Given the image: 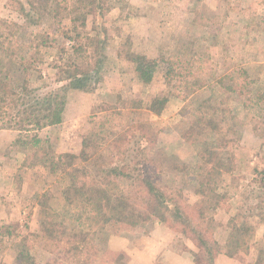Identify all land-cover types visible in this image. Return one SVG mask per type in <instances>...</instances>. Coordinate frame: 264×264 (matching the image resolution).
<instances>
[{
    "label": "rangeland",
    "instance_id": "rangeland-1",
    "mask_svg": "<svg viewBox=\"0 0 264 264\" xmlns=\"http://www.w3.org/2000/svg\"><path fill=\"white\" fill-rule=\"evenodd\" d=\"M19 1L0 0V20L21 26L15 59L1 57L0 66L28 108L61 86L58 60L74 49L78 68L100 70L36 133L42 150L25 144L35 133L0 130V264H209L194 232L215 247V264H264V52L246 38L250 0H43L38 25ZM29 54L30 63L19 62ZM136 54L159 62L149 85L137 78ZM95 134L82 159L83 141ZM222 160L231 172L214 173ZM114 166L130 178L111 173ZM73 167L143 208L136 198L147 177L191 224L169 215L94 229L66 176ZM45 223L77 229L88 251L71 252L67 234L47 240ZM243 224L250 235L237 230Z\"/></svg>",
    "mask_w": 264,
    "mask_h": 264
},
{
    "label": "trees",
    "instance_id": "trees-1",
    "mask_svg": "<svg viewBox=\"0 0 264 264\" xmlns=\"http://www.w3.org/2000/svg\"><path fill=\"white\" fill-rule=\"evenodd\" d=\"M42 1L43 0H24V2H18L21 12L23 15H25V19L29 24L38 25L41 23L42 18H33V13L36 12L38 14L40 12V4ZM20 30L21 26L19 24L9 23L6 20H0V58L14 57L15 59V49L13 47L12 39L15 35V32H19ZM40 38L41 35L36 37V39ZM88 43H92L89 38H87L85 47H90V44ZM40 44H37L35 48L36 51L41 49V46L42 48L47 47V39L42 42L41 46ZM79 51L80 49H74L73 53L70 52V54H68V52H65L66 55L68 54V57L66 59L62 58L61 60H58L60 61V65L58 66L57 74L59 76L58 81L61 83V86L48 95L46 101L41 104V106H31L28 108L24 103L25 93L21 92L20 89L19 91L16 87H13L8 81L5 80V69L0 66V130H16L22 134L35 133L29 142L26 141L25 144L28 145L30 143L32 148L42 150V140L36 133L47 128L50 124H53L56 121L55 119H52L53 113L56 115V119L62 115L63 106L68 101L67 96L71 90L77 89L89 91L91 89L89 84L90 80L87 77L91 76L90 73L95 72V70H91V68L82 70L75 65L73 55H76V53ZM32 57L33 55L29 54L28 56H22L18 59L19 62L24 65L27 62L30 63ZM130 60L134 64L138 80L145 85L151 84L155 74L159 70V62L148 58L145 55L137 54L131 56ZM99 70L100 64L95 73H99ZM150 110L157 115L160 113V111L157 110V106L154 104H151ZM197 122L200 123V121H196L195 124H197ZM210 124L214 125V121H211ZM94 136H96V134L88 136L83 141L81 150L82 159L88 160L87 158L90 157L89 151L92 147L91 144L93 142ZM59 158L60 160H62V158L75 159L74 155L72 154H63L60 155ZM44 162L46 163V161ZM58 163L59 162H57V164L56 162H53L52 166L57 167ZM216 167L219 169L221 167L225 169V171L231 172L225 166L223 160L214 167V173H216ZM120 169L121 168L118 166H114L110 167L108 170L111 173L118 174L119 176L130 178V176H126L127 174L124 172H120ZM66 176L70 181L71 189H73L78 197V201L82 206L85 207L86 211H88V219L92 228L94 229L109 227L114 225V223L119 222L130 224L132 226L145 225L153 218L161 223H165L169 220V215H173L176 219L181 220L183 224L185 223L189 226L191 224L188 218L183 219L182 213L178 211L180 210L179 208H173L163 198H160L158 195V190L153 185L151 179H148L147 177L142 178V182L145 187L143 190L144 192L141 196L139 195V197L136 198L143 200V203H145V207L143 208L139 207L132 201L134 196H113L108 193V191L104 186L101 185L100 182L94 180L89 183L88 179L90 178L86 168L73 167L66 172ZM200 191L199 192L203 196L206 195V191L211 193L214 192L213 189L206 190L205 188H201ZM200 215L203 219L205 215L203 210L201 211ZM244 229V235L245 233L250 235L249 233L252 231L251 227L247 226L246 224H243V226L241 225L237 230L242 232ZM43 232L45 236H47V240H61L62 237L67 234L71 241H75L71 252L73 251L74 253H81L83 255L88 251H85L88 244L87 242H89L87 241L88 238L84 234L81 235L82 233L78 232L77 229L72 230L67 226H62L61 224L57 225L54 223H45ZM194 233L198 235L201 246L206 249L207 254L210 257L209 264H215V256L213 255L215 247L209 243L206 236L199 232ZM26 258L28 257H21L18 258V260L20 263H23ZM27 262H30V260Z\"/></svg>",
    "mask_w": 264,
    "mask_h": 264
},
{
    "label": "crops",
    "instance_id": "crops-1",
    "mask_svg": "<svg viewBox=\"0 0 264 264\" xmlns=\"http://www.w3.org/2000/svg\"><path fill=\"white\" fill-rule=\"evenodd\" d=\"M249 3L252 10L246 13V38L253 39L257 45L255 46L257 51L261 53L264 52V0H250ZM11 179L14 180V178Z\"/></svg>",
    "mask_w": 264,
    "mask_h": 264
}]
</instances>
